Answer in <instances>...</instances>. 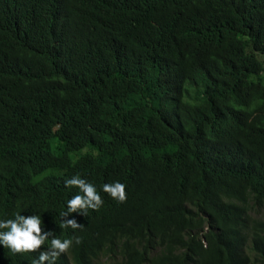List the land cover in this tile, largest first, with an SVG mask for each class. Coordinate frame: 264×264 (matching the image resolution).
<instances>
[{"label":"trees","instance_id":"1","mask_svg":"<svg viewBox=\"0 0 264 264\" xmlns=\"http://www.w3.org/2000/svg\"><path fill=\"white\" fill-rule=\"evenodd\" d=\"M263 72L264 0H0V218L55 264H264ZM76 174L103 204L64 228Z\"/></svg>","mask_w":264,"mask_h":264},{"label":"clouds","instance_id":"2","mask_svg":"<svg viewBox=\"0 0 264 264\" xmlns=\"http://www.w3.org/2000/svg\"><path fill=\"white\" fill-rule=\"evenodd\" d=\"M85 152L89 151L87 144L83 145ZM65 187H75L78 191L66 201L67 211L61 212L62 227H79L75 218H68L69 213L77 210L98 209L103 204L97 188L86 181L79 174L64 180ZM125 184L120 181L105 183L101 191L111 198L123 202L126 199ZM79 243V238L75 241ZM47 243V247L41 246ZM71 238L61 239L54 235L53 229L42 227L41 216L38 213L22 214L16 212L11 216L0 218V246L11 253H32L38 255L31 260V264H55L57 258L65 253L72 245Z\"/></svg>","mask_w":264,"mask_h":264},{"label":"bare ground","instance_id":"3","mask_svg":"<svg viewBox=\"0 0 264 264\" xmlns=\"http://www.w3.org/2000/svg\"><path fill=\"white\" fill-rule=\"evenodd\" d=\"M207 2V1H206ZM213 2V1H212ZM242 3V2H241ZM250 11V10H249ZM256 11V10H255ZM262 11V10H261ZM242 15V14H241ZM109 23V22H108ZM68 26V25H67ZM61 37V36H60ZM68 46V45H67ZM113 48V47H112ZM38 55V54H37ZM70 57V56H69ZM42 61V60H41ZM42 82H43V80H42ZM38 83V82H37ZM54 84V83H53ZM70 89V88H69ZM73 89V88H72ZM75 91H77V90H75ZM76 93V92H75ZM251 93V92H250ZM81 94V93H80ZM251 94H253V92L251 93ZM56 95V94H55ZM64 96V95H63ZM237 96V95H236ZM248 96V95H247ZM30 98V97H29ZM33 98V97H32ZM65 98V97H64ZM251 98H253V97H250V99ZM133 99V98H132ZM237 99V98H236ZM240 100V99H239ZM244 100V99H243ZM129 101V100H128ZM241 101V100H240ZM248 102V101H247ZM240 103V102H239ZM30 105V104H29ZM36 108V107H35ZM34 108V109H35ZM231 108V107H230ZM251 110V109H250ZM263 110V109H262ZM232 111V110H231ZM234 112H236V111H234ZM263 112H264V110H263ZM113 124V123H112ZM252 125V124H251ZM121 126V125H120ZM250 126V125H249ZM254 126V125H253ZM264 126V125H263ZM246 127V126H245ZM241 128V127H240ZM252 130H254V129H252ZM256 130V129H255ZM124 131V130H123ZM258 132H259V130H258ZM262 132V131H261ZM252 133V132H251ZM80 134V133H79ZM244 134V133H243ZM260 135V134H259ZM263 135V134H262ZM259 138V137H258ZM59 139V138H58ZM264 139V138H263ZM261 140V139H260ZM67 143H69V142H67ZM94 143V142H93ZM70 144V143H69ZM71 151V150H70ZM152 153V152H151ZM88 154H89V152H88ZM246 154V153H245ZM72 158V157H71ZM150 158V157H149ZM232 163H233V161H232ZM248 172V171H247ZM181 176V175H180ZM245 177V176H244ZM254 178V177H253ZM246 180V179H245ZM241 181V180H240ZM257 181V180H256ZM247 183H248V181H247ZM253 183V182H252ZM243 184H245V183H243ZM255 184V183H254ZM23 185V184H22ZM37 185V184H36ZM247 186V185H246ZM244 187V186H243ZM27 192V191H26ZM253 192V191H252ZM75 193V192H74ZM68 197V196H67ZM17 200V199H16ZM238 201V200H237ZM23 202H24V200H23ZM258 209V208H257ZM227 216V215H226ZM251 218V217H250ZM221 221V220H220ZM135 226V225H134ZM131 229V228H130ZM101 254V253H100ZM251 254V253H250ZM233 256V255H232ZM22 260V259H21ZM20 260V261H21Z\"/></svg>","mask_w":264,"mask_h":264},{"label":"rangeland","instance_id":"4","mask_svg":"<svg viewBox=\"0 0 264 264\" xmlns=\"http://www.w3.org/2000/svg\"><path fill=\"white\" fill-rule=\"evenodd\" d=\"M264 73V72H263Z\"/></svg>","mask_w":264,"mask_h":264}]
</instances>
